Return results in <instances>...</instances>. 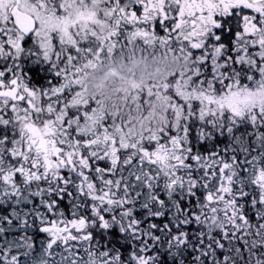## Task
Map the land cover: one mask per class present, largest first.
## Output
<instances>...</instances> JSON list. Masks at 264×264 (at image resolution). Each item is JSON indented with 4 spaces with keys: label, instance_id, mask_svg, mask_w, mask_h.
Returning a JSON list of instances; mask_svg holds the SVG:
<instances>
[{
    "label": "snow or ice",
    "instance_id": "1",
    "mask_svg": "<svg viewBox=\"0 0 264 264\" xmlns=\"http://www.w3.org/2000/svg\"><path fill=\"white\" fill-rule=\"evenodd\" d=\"M0 264H264V0H0Z\"/></svg>",
    "mask_w": 264,
    "mask_h": 264
}]
</instances>
